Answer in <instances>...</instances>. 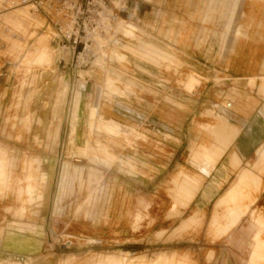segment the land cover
Returning a JSON list of instances; mask_svg holds the SVG:
<instances>
[{"label": "rangeland", "instance_id": "1", "mask_svg": "<svg viewBox=\"0 0 264 264\" xmlns=\"http://www.w3.org/2000/svg\"><path fill=\"white\" fill-rule=\"evenodd\" d=\"M77 1L92 13L103 7L101 14L87 13L95 25L85 38L90 42L86 67H74L56 40ZM223 1L197 2L210 16L192 22L193 41L219 44L217 55L226 61L232 43L247 39L241 17L246 1ZM168 7V0H0V264H248L253 233L244 250L228 243L247 230L248 218L229 236L214 239L208 231L213 207L225 193L204 208L196 200L172 210L174 178L167 181L164 167L168 140L178 146L188 135L183 112L176 117L175 140L162 128L166 123L158 142L141 124L140 113L151 98L139 78L152 71H137L140 61L151 67L163 59L155 66L166 73L167 53L175 56L177 103L204 98L210 87L227 88L228 77L218 67L181 66L179 51L163 45ZM160 10V17L152 18L150 12ZM259 94L264 101V92ZM218 100L214 109L227 107L222 93ZM119 103L130 111L122 113L124 121L107 118L103 109ZM192 115L186 129L197 137L215 124L206 110ZM153 152L159 170L141 172L133 159ZM137 173L145 181L144 193H136L127 178ZM255 209L264 214L259 201ZM195 212L200 215L182 230Z\"/></svg>", "mask_w": 264, "mask_h": 264}, {"label": "crops", "instance_id": "2", "mask_svg": "<svg viewBox=\"0 0 264 264\" xmlns=\"http://www.w3.org/2000/svg\"><path fill=\"white\" fill-rule=\"evenodd\" d=\"M200 1L168 0L169 7L166 11L168 25L165 27V34L168 38L166 41L164 40L163 45L174 47L179 51L180 56L177 60H179L181 66L218 67L217 69L222 72V75L228 77L226 81L227 88L219 91L210 87L207 96L204 98L201 95L198 100L191 101L189 97H185L183 101L177 103V76L175 73L177 63L175 59H172L175 56L167 53V63H164L167 64L168 71L166 73L160 72L155 66V64L162 65L160 60L163 59L152 62L151 67L140 61L138 62L140 69L137 71H147L148 68H151L152 71L151 74L145 72L140 74L139 78V81L143 83V90L146 93L150 91L149 97L151 98L150 107L144 106L140 113V117H142V119L140 118L141 124L143 125L145 122L147 130L151 131L149 137L152 141L158 142L159 135L157 133L161 131V123H166V127L162 128L167 130L168 137L175 140L177 135L176 117L178 113L183 112L182 129L186 130L188 135L180 138L181 144L178 146L175 141L168 140L169 158L166 162L167 166L164 167V171L168 173L167 181L171 182L174 178L172 181L174 187L171 191L175 205L172 210L176 211L178 206L184 209L189 208L191 203L196 200L198 208H204V205L215 201L217 195L225 193L213 207L208 222L209 233L214 239L229 236L248 218L247 230L236 238L230 236L228 243L236 244L239 250H244L247 237L250 233H253L248 264H264V214L255 209L258 201L264 208V146L262 147L264 144V101L262 100L263 95L259 94V91L264 92L262 90L264 83V0H245L241 17L245 18L243 24L247 27V39L232 43L229 48L232 53L230 52V56L226 61L221 60L217 55L220 50L219 44L208 42L201 44L197 43L196 40L193 41V25L195 24L192 22L193 19L210 16L206 13L207 11L202 10V7H196L197 2ZM219 3L221 2L219 1ZM161 11L163 12V10L156 11L157 13L150 12L152 18L160 17ZM217 11V16H219L220 9ZM176 19L179 20L176 21ZM200 44L201 46L198 47ZM158 50L162 51L161 49ZM137 59L140 60L141 58ZM220 63L223 67L229 68L219 67ZM91 78H94L95 81L99 79L96 74H93ZM219 93H222L227 107H219L217 110L214 107L222 102L218 100ZM165 97L166 102L163 101ZM103 110L104 113L106 111L107 118L111 117L110 119L120 121H124L122 119L124 110L127 113L130 112L128 108L120 103L118 106L115 105L112 108H104ZM204 110L207 111L209 116L213 117L215 124L205 135L200 134L197 137L196 131L191 130V128L186 129V125L188 121H192V113L201 114ZM143 113H147L149 116L147 117ZM161 115L166 119L161 120ZM143 118L147 121H144ZM129 120L125 121L128 122ZM119 125L123 129L120 123ZM108 138L109 142L114 144L113 138L110 136ZM214 147L217 148L214 149ZM255 155L257 157L249 165V168L240 171ZM146 156L148 157L137 156L133 159L137 162V168L141 172H149L150 169L159 170V156L154 152L151 155L148 153ZM193 161L196 163L195 168L192 166ZM181 168L183 172L180 171ZM184 171L194 173L195 177L189 176ZM177 172L179 176L175 178ZM132 175L135 176L127 178L135 183L137 187L135 192L144 193V179H141V175L138 173ZM147 183L149 187L152 186L148 192L153 193L154 182ZM191 188L192 190L193 188L200 189H196L197 192L196 190L191 191ZM182 191H186L187 198L186 194H181ZM189 191L190 196H197L195 198L188 196ZM193 192H196V194ZM199 212H195V219L193 216L187 219L181 229L189 228L190 224L197 219L196 215H200H198ZM134 224H137V222ZM186 224L189 225L186 226ZM226 264H228V260Z\"/></svg>", "mask_w": 264, "mask_h": 264}, {"label": "built area", "instance_id": "3", "mask_svg": "<svg viewBox=\"0 0 264 264\" xmlns=\"http://www.w3.org/2000/svg\"><path fill=\"white\" fill-rule=\"evenodd\" d=\"M92 2H90L91 4ZM103 5L106 7V2H103ZM93 8L96 7V4L92 5ZM72 7V18L69 23H66L65 26L62 24L59 25L58 34L56 37V40L58 41V46L62 48V50L69 51L70 55L72 56V65L74 67L78 66H87L89 64V53L85 54L86 51L88 52L90 49V42L85 39L89 32L94 33L92 30V27H94L95 24H91V15L87 16L88 12H91L93 15H98L103 13L102 8L99 7L98 12L95 10L90 11L83 9V6L81 3L74 2L71 5ZM83 9V10H82ZM92 15V16H93ZM59 24V23H56ZM57 26V25H56ZM94 29V28H93ZM85 39V40H84ZM85 42H84V41ZM84 47L82 51H78L77 49L80 47V45H83ZM65 60L61 59L60 64L63 63Z\"/></svg>", "mask_w": 264, "mask_h": 264}, {"label": "bare ground", "instance_id": "4", "mask_svg": "<svg viewBox=\"0 0 264 264\" xmlns=\"http://www.w3.org/2000/svg\"><path fill=\"white\" fill-rule=\"evenodd\" d=\"M109 79H112V78L109 77ZM192 80H193V79H192ZM195 81H196V80H195ZM192 83H193V82H192ZM191 85H192V84H191ZM193 86H194V85H193ZM222 120H223V119H222ZM224 125H225V124H224ZM227 125H228V124H227ZM236 128H237V127H236ZM231 129H233V128H231ZM234 130H235V129H234ZM218 131H219V130H218ZM226 131H227V130H226ZM222 132H223V131H222ZM230 132H231V131H230ZM237 132H238V131H237ZM235 133H236V132H235ZM236 134H237V133H236ZM215 135H216V134H215ZM237 136H238V134H237ZM219 142H220V141H219ZM226 142H227V141H226ZM215 148H217V147H214V149H215ZM217 150H218V149H217ZM204 151H205V150H204ZM212 152H213V150H212ZM214 152H215V150H214ZM193 153H194V152H193ZM216 153H217V152H216ZM204 154H205V153H204ZM214 154H215V153H214ZM200 155H201V154H200ZM261 155H262V154H261ZM242 177H243V176H242ZM247 177H248V176H247ZM249 177H250V176H249ZM240 181H241V179H240ZM255 181H256V179H255ZM247 184H248V183H247ZM256 184H257V183H256ZM189 187H190V186H189ZM193 187H196V186H193ZM29 189H30V188H29ZM187 189L190 190L189 188H187ZM187 189H186V190H187ZM196 189L199 190L200 188H196ZM196 189L193 188V190H196ZM180 190H181V189H180ZM184 190H185V189H184ZM193 190H192V188H191V191H193ZM196 191H197V190H196ZM182 192H183V191H182ZM182 192H181V194H186V191H184L183 193H182ZM197 192H198V191H197ZM176 193H177V192H176ZM191 193H192V192H191ZM193 193L196 194V192H193ZM189 194H190V191L188 192V196H190ZM195 194H194V195H195ZM191 195H192V194H191ZM235 195H236V194H235ZM178 196H179V195H178ZM182 196H184V195H182ZM196 196H197V195H195V197H196ZM257 196H258V195H257ZM180 197H181V196H180ZM190 197H194V196L192 195V196H190ZM190 197H189V198H190ZM195 197H194V198H195ZM258 197H259V196H258ZM184 198H185V196H184ZM186 198H187V194H186ZM189 198H188V199H189ZM181 199H182V198H181ZM192 199H193V198H192ZM248 199H249V198H248ZM190 201H191V199H190ZM190 201H189V202H190ZM183 202H184V201H183ZM185 202H186V201H185ZM188 204H189V203H188ZM185 206H186V205H185ZM217 214H218V213H217ZM235 214H236V213H235ZM215 215H216V214H215ZM237 216H238V215H237ZM193 217H194V216H193ZM232 218H233V217H232ZM168 219H169V218H168ZM194 219H195V217H194ZM233 219H234V218H233ZM258 219H259V218H258ZM232 221H233V220H232ZM213 224H214V223H213ZM187 225H189V224H186V226H187ZM214 225H215V224H214ZM230 226H231V224H230ZM183 229H184V228H183ZM224 234H225V233H224ZM226 234H227V233H226ZM254 258H255V257H254Z\"/></svg>", "mask_w": 264, "mask_h": 264}]
</instances>
